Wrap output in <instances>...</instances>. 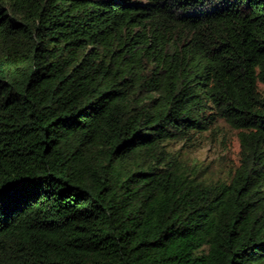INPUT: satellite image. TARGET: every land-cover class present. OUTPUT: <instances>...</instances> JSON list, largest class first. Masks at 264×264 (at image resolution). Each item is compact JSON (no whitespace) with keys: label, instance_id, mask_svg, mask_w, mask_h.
Wrapping results in <instances>:
<instances>
[{"label":"trees","instance_id":"trees-1","mask_svg":"<svg viewBox=\"0 0 264 264\" xmlns=\"http://www.w3.org/2000/svg\"><path fill=\"white\" fill-rule=\"evenodd\" d=\"M0 264H264V0H0Z\"/></svg>","mask_w":264,"mask_h":264},{"label":"rangeland","instance_id":"rangeland-1","mask_svg":"<svg viewBox=\"0 0 264 264\" xmlns=\"http://www.w3.org/2000/svg\"><path fill=\"white\" fill-rule=\"evenodd\" d=\"M166 144L170 152L207 182L229 179L241 151L238 130L222 119L208 131L196 132L187 139L171 140Z\"/></svg>","mask_w":264,"mask_h":264}]
</instances>
